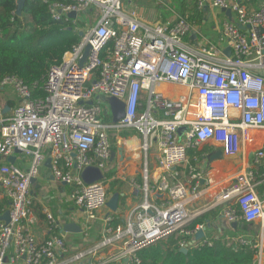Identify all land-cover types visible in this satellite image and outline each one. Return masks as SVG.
<instances>
[{"label": "built area", "instance_id": "built-area-1", "mask_svg": "<svg viewBox=\"0 0 264 264\" xmlns=\"http://www.w3.org/2000/svg\"><path fill=\"white\" fill-rule=\"evenodd\" d=\"M124 1L48 3L53 19H72L75 30L81 33L80 41L50 65L43 98L33 99L31 88L16 76L0 81V87L8 86L19 99L12 107L0 105V200L6 199L9 218L7 223L0 220V264L10 248V261L18 264H142L137 253L171 235L181 236L180 249L211 246L217 235L205 234L209 225L189 226L198 216L214 210L228 226L240 221L259 223L252 243L246 235L238 234L226 236L225 244L233 249L248 245L255 250L252 264H261L264 3L249 10L250 0H211L213 7L229 9L236 17V22L225 21L221 30L229 42L227 56L213 43L200 40L193 45L199 31L185 17L177 14L172 22H145L135 11H126ZM195 3L199 9L205 5L204 0ZM94 8L96 24L90 30L80 27L78 16ZM71 12L74 18L69 16ZM109 41L113 42L112 50L101 58ZM86 45L89 53L80 65ZM161 83L181 86L184 92L166 96L157 89ZM142 91L147 95L146 104L140 98ZM110 96L124 102V115L116 123L111 121V109L108 112L101 100ZM124 128L134 129V138L115 145L130 148L142 158V180L131 181L142 194L139 205L126 211L121 224H113L116 216L112 211L105 214L100 239L74 252L56 234L37 241L31 228L29 187L46 159H50L52 177L70 186L68 201L84 213L82 226L86 228L106 207L109 197L102 180L113 151L108 132ZM208 144L222 156L238 159L239 167L226 186L201 205L191 207L190 201L210 187L211 180L198 155L187 160L186 153ZM15 148L21 151L16 159L18 155L29 158L26 169L6 161ZM150 157L160 169L156 177L149 172ZM185 162L186 176L171 179L170 172ZM88 166L99 168L102 179L85 183L81 172ZM45 217L48 231L59 228L50 212ZM199 230H203V237L195 240Z\"/></svg>", "mask_w": 264, "mask_h": 264}, {"label": "crops", "instance_id": "crops-1", "mask_svg": "<svg viewBox=\"0 0 264 264\" xmlns=\"http://www.w3.org/2000/svg\"><path fill=\"white\" fill-rule=\"evenodd\" d=\"M170 1L172 4L170 3L169 5L163 4L161 0H125L124 2L128 4L130 11L133 10L135 13L137 12L136 16L142 21L153 22V20L158 19L164 23L172 22L175 16L177 14L181 15L183 11L185 17L188 18V10L190 7L188 4L195 3V0ZM204 1L206 6L204 5V7L201 8V19L198 18L199 20H192L191 22V25L200 33L197 34V41L193 45L196 46L197 42L203 40L201 43H213L219 49H222L223 52H225L226 50L230 49L229 42L225 37L222 36L221 30L225 21L230 20L231 22H236V17L233 13L228 17L220 8L213 7L211 0ZM167 6L173 7V9ZM185 40L191 42L190 37H186ZM157 89L169 97L180 96L184 92V89L181 86L170 83H161L157 85ZM145 95V91H142L140 94L142 102ZM6 103L4 105H6ZM105 121L107 122L106 119ZM108 134L113 151L107 168L103 170L105 177L110 182L109 188L106 186V189L109 196H111V194L114 192H118L120 194V207H117V210L113 212V214L117 218L124 219L126 211L134 209L142 200L141 192L135 189L131 182L132 179L139 183L142 180L140 174L142 158H140L137 153L130 148L120 149L115 145V142H119L120 140L130 141L131 138H134L136 134L134 129H110ZM217 150L218 149L212 144L204 145L201 147V149L197 150L199 164L203 168H206L205 170H207V174L211 180V185L210 187L203 190L197 198L190 201L191 207L198 204L201 205L207 201L214 192L226 186L230 178L238 170L239 160L236 158H227L222 156V158H217L210 161V155L215 153ZM47 152V149L43 150V153L47 154ZM15 162L20 168L26 169L29 164V158L18 155ZM148 164L149 172L152 176L156 177L157 174L160 173V169L158 168L156 161L150 157ZM185 176L186 169H184V164L176 166L170 172L171 179H183ZM138 178H140V180H138ZM69 192L70 186L58 183L52 177L49 172V168L44 163V165L40 167L39 176L31 181L29 187V194L32 198L33 206L31 228L37 241H43L51 234H56L61 236L64 239L68 249L74 252L78 249L89 246L100 239L102 229L101 219L105 214L110 213V210L107 207L103 208V211L101 210L99 212L95 220H91L87 224L86 228H84L82 226L84 213L72 202L68 201ZM7 208V201L5 198H2L0 200V217L7 211ZM48 212H50L55 217L59 225V228L55 229L53 232L47 230V220L45 215ZM205 215H207V218L205 219L204 223L209 225L205 232L207 235L232 234L235 236L238 234H244L247 236L251 234L254 236V232L252 231L251 227L256 223L258 224V222H255L248 223V226L246 224H239L238 226L237 223L238 227H232L231 225L228 226V224H226L224 221L225 219L223 220L221 215H217L216 210L207 212ZM68 223H75L79 225L81 230L79 232L64 230L65 225ZM253 236L250 238L251 240L253 239ZM12 255L13 250L10 248L6 254L3 264H18L12 263L10 261V256ZM77 264H88V262H80ZM261 264H264V252L262 254Z\"/></svg>", "mask_w": 264, "mask_h": 264}, {"label": "trees", "instance_id": "trees-1", "mask_svg": "<svg viewBox=\"0 0 264 264\" xmlns=\"http://www.w3.org/2000/svg\"><path fill=\"white\" fill-rule=\"evenodd\" d=\"M54 1L64 0H24L21 14L16 15V0H0V81L6 76L18 77L31 88L33 99L45 97L43 86L50 65L60 61L64 52L71 50L81 39L72 19L51 17L48 3ZM263 3L264 0H250L247 6L249 10H256ZM188 5L189 17H185L184 11L181 16L190 23L201 19L202 9L196 3ZM77 24L82 27L84 21L78 20ZM112 46L113 42L109 41L100 57L104 58ZM6 105L14 106L13 101ZM194 154L197 150L188 149L187 159ZM206 218L207 215L198 216L189 227L203 224ZM122 220L115 217L113 224H121ZM239 224L248 226L244 221ZM226 236L229 235L218 234L211 246H193L182 253L178 247L181 236L171 235L144 247L137 254L142 264H252L255 250L248 245L233 249L225 244ZM254 239L253 236L251 243Z\"/></svg>", "mask_w": 264, "mask_h": 264}, {"label": "water", "instance_id": "water-1", "mask_svg": "<svg viewBox=\"0 0 264 264\" xmlns=\"http://www.w3.org/2000/svg\"><path fill=\"white\" fill-rule=\"evenodd\" d=\"M23 4H24V0H16V8H15V14L16 15H20L22 8H23ZM206 6V5H205ZM223 12H225V15H227L228 17L231 15V11L229 9H221ZM69 16L74 18L76 15L75 13L71 12L69 13ZM79 35H81V33H79ZM89 53V45H86L81 58L79 59V64L82 65L83 62L86 59V56ZM230 50H226L225 54L229 55ZM102 101H105L109 104L110 108H111V113H112V118L111 121L116 123L120 118L123 117L124 115V102L122 100L116 99L114 97H108V98H101ZM92 101H88V104H91ZM8 110V107L4 108L3 112H6ZM184 130V127H181L179 129L180 132H182ZM21 153V151L17 148L14 149V155H11L9 157L6 158V161L9 163H14L16 160V154ZM217 158H222V153L220 150H217L215 153L211 154L209 157V160H214ZM1 161V159H0ZM46 166L49 168L50 166V159L47 158L45 161ZM103 177V174L101 172V170L95 166H88L85 167L82 172H81V178L83 179V181L87 184H91L92 182L101 180ZM33 181V179H32ZM120 194L118 192H114L113 194H111V196L108 197L107 201H106V207L112 211L115 212L117 210L118 207V200H119ZM0 220H2L3 222L7 223L9 221L8 218V211H6L3 215H1ZM232 227L237 226V223L233 222L231 223ZM64 230L66 231H77L79 232L80 226L75 224V223H68L65 225ZM203 237V230H199L197 231V233L195 234V239L199 240ZM180 251L182 253H186L187 249L186 248H182L180 249Z\"/></svg>", "mask_w": 264, "mask_h": 264}, {"label": "rangeland", "instance_id": "rangeland-1", "mask_svg": "<svg viewBox=\"0 0 264 264\" xmlns=\"http://www.w3.org/2000/svg\"><path fill=\"white\" fill-rule=\"evenodd\" d=\"M167 3H166V2ZM162 0L161 2L163 3V4H165V5H169L170 3H171V1L170 0ZM172 4V3H171ZM167 7H169V6H167ZM169 8H172L173 9V7H169ZM124 9L126 10V11H130L129 10V6H128V4L127 3H125L124 2ZM137 13V12H136ZM146 14V13H145ZM174 15V14H173ZM97 10H96V8H94V10H93V12H91V11H87V12H82L79 16H78V20L81 22V21H84V28L86 29V30H90L93 26H94V24H96V22H97ZM153 22H160V23H164V22H162V21H160V20H158V19H155V20H153ZM85 23L87 24L86 26H85ZM146 99H147V95H145L144 97H143V102L146 104ZM8 101H13V105H18L19 104V99H18V97L16 96V94H14L13 92H12V90L8 87V86H4V87H0V105L2 106V105H4L6 102H8ZM107 108H108V112H110V106H109V104L107 103V102H104L103 103ZM159 114H160V116H161V118H163V114H162V111L161 110H159ZM106 120H109V118L108 117H106ZM182 164H184V169H186V167H187V163L185 162V163H182ZM181 164V165H182ZM103 180V183L105 184V186H107V188H109V186H110V182H109V180L105 177L104 179H102ZM103 211V210H102ZM251 229H252V231L254 232V237H256V234H257V232H258V230L260 229V225H259V223L257 224H255V225H253L252 227H251ZM253 235H251V234H249V235H247V240H249L251 237H252ZM246 237V236H245Z\"/></svg>", "mask_w": 264, "mask_h": 264}, {"label": "bare ground", "instance_id": "bare-ground-1", "mask_svg": "<svg viewBox=\"0 0 264 264\" xmlns=\"http://www.w3.org/2000/svg\"><path fill=\"white\" fill-rule=\"evenodd\" d=\"M111 109V108H110Z\"/></svg>", "mask_w": 264, "mask_h": 264}]
</instances>
